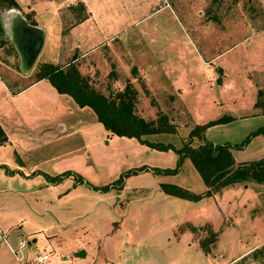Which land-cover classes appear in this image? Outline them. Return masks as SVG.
<instances>
[{"label": "rangeland", "instance_id": "rangeland-1", "mask_svg": "<svg viewBox=\"0 0 264 264\" xmlns=\"http://www.w3.org/2000/svg\"><path fill=\"white\" fill-rule=\"evenodd\" d=\"M87 2L104 10L105 21H113L95 34L92 26L94 38L116 32L119 45H150L148 56L160 48L157 54H169L164 60L169 58L174 66L183 63L187 91L180 96L179 89L165 88L161 82L147 90V83L136 79V71L124 61L116 71L118 82L113 79L114 65L108 68L99 55L94 67L80 64L79 72L105 95L130 82L138 93L134 112L166 129L173 126V130L146 134L142 142L112 134L89 107L79 110L66 95L67 105L62 101L34 113L40 124L25 132L40 139L34 138V144L14 137L0 142V264H35L33 257L39 252L47 253L44 262L48 264H101L100 249L102 255L123 260V264H264V182H237L197 200L166 194L161 183L196 193L205 185L188 157L178 162L173 148L147 143L160 141L178 147L194 123L222 115L232 118L207 125L191 144L205 140L240 143L264 125L263 108L253 105L257 97L261 99L257 91H264V0H169L173 9L163 7L151 13L152 5H161L159 0ZM79 12L70 20H76ZM51 15L50 10L44 12L39 22L51 21ZM196 24L210 28H203L199 36L194 34L197 39L190 46L185 29L192 34ZM216 28L217 43L211 35ZM142 29L147 31L141 34ZM51 34L48 30L34 65L76 60L64 40L61 49L65 52L56 56ZM216 52L220 53L210 65L200 58ZM154 58L148 60L155 64ZM20 68L14 46L10 42L0 45V76L11 88L26 81L17 78ZM34 77L31 72L28 79ZM19 111L22 117L24 112ZM57 117L63 129L40 134L41 127ZM12 120L9 128H14V122L22 124L19 117ZM52 133H59L58 138L52 139ZM230 154L234 162L264 155V135L255 133L240 147L231 146ZM170 168L176 171H163ZM15 220L22 223L20 231L5 232L2 223ZM213 231L215 239L207 242L204 252L199 240L210 239ZM18 239L24 245L18 246ZM79 249L85 255L74 257Z\"/></svg>", "mask_w": 264, "mask_h": 264}, {"label": "crops", "instance_id": "crops-1", "mask_svg": "<svg viewBox=\"0 0 264 264\" xmlns=\"http://www.w3.org/2000/svg\"><path fill=\"white\" fill-rule=\"evenodd\" d=\"M15 1L17 3L16 7H9L3 10L4 14L2 18L4 19V22L9 30V32H7L9 37L5 36V38L8 40V42L12 44L10 38L11 39L13 38V34H14L13 29L15 30L17 27L19 28L21 26L24 28L23 39L25 38V40L23 42L26 43L29 41L28 45L33 47L35 42L39 39L38 37L40 32L42 33V42L38 53L36 54L33 62L29 67L24 65L23 62L21 61V68H20L21 73L17 75V78H20V80H26L22 85L11 88L0 76V127L7 137L6 142L8 141L10 142L14 138H21L23 141H30L32 144H34L33 139L34 138L40 139L42 136L35 135V133L30 134L25 132V131L35 130L37 124H40L39 122L40 119L34 117L33 114L34 113L36 114L43 109H48L49 107L52 109L54 105L58 106L59 104L63 103L62 101L66 102V105L68 104L69 100L63 96L64 95L69 96V95L58 92L49 83V81L46 78L36 79L34 77L28 79L30 73L35 72L37 68V64L34 65V62L36 63L37 56L40 53L42 46L45 43L46 34L48 30L51 31L52 43L57 48L56 56H58L62 50L64 51V49H61L64 40V43L67 44L66 50L67 51L71 50L70 54L74 53L72 54L73 58L74 55H77V57L75 56L76 59L74 60L75 62L74 61L73 62L78 68V70L80 69L79 68L80 64H84V62H86L84 67H86V65L94 67L98 62V60L95 59L96 58L95 56L99 55L101 57V58L99 57V59H102L105 66L110 68L112 64L114 65L113 70L115 72V75L113 74L114 76L113 79H115L117 82H118L117 80L118 78L116 77L118 76L116 75V71H118V68L120 69V67L123 66L122 62L124 61L126 66L131 67L133 71H136V76H137L136 79H138L139 77V79L142 80V82L147 83L148 86L146 87L147 90H151L152 83L161 82V83H166L165 88L174 87L175 89H179L180 96H184L183 94L186 93L187 85L184 83V79H183V69H184L183 63L176 64V66H174L175 62L171 63V61H169V58L168 60L166 59L164 60V58L169 57V54H166L164 52L157 54L160 48L156 47L154 50H156L157 53L152 54L153 56L151 54L149 55L150 58L155 57L154 59H156L157 63L155 62V64H153L150 62V60H148L149 56L146 51L151 47L148 44L138 45L135 43L132 44L131 46L127 44L123 46L121 44L119 45L118 42L116 41L118 33L112 31L108 32V34H106L107 36L102 39L98 38L97 40L96 38H94L92 34L93 32H91L93 31L92 26H95L94 29L95 30L94 34H95L97 32L99 33L102 31L103 28L102 25L104 27L105 26L108 27L109 26L108 24H112L113 21L111 22L105 21L103 19V17H105L104 10L101 9L100 7H95V8L91 7L88 4L87 0H15ZM168 1L169 0H159L161 5L160 6L152 5L149 13L159 10L160 8L163 7L172 8V6L169 4ZM77 4H79V6L81 5V10H83L82 13L78 11ZM49 10L52 11L51 21L40 23L39 18L41 17V15ZM78 12H79L78 18L76 20H70L71 18L74 17V14H77ZM142 17H139L137 21H140ZM29 20H33L34 23H30ZM66 21L67 24L64 25ZM24 24L27 25L28 27L27 26L24 27L23 26ZM203 28L208 29L210 28V25L196 24L192 31V34L188 32L189 30L187 31V29H185V35L189 41L190 46H193L192 41L194 42V40L197 39V37H194L193 35L194 34L197 36L201 35L200 33H202ZM146 31H147L146 29H142L141 31L138 32L144 34ZM78 33L80 34L77 35ZM211 35H213L212 37L216 39L215 42L217 43L218 39H220L219 29L216 28L215 34L213 33V31H211ZM93 40L95 41L97 40V42H95L94 44V42H92ZM97 49H99L98 53L96 52L95 54H89ZM219 53L220 52L207 54V56H202L200 58L206 63V65H210V63H212L213 59ZM108 58L111 60L110 63L108 62ZM86 59L87 61H85ZM179 60L180 62H182L183 57H179ZM52 63H56V61ZM199 66L202 67L203 65L200 64ZM163 86L161 84V87ZM20 98L22 100L21 101L22 105H20L19 107L17 105V102ZM69 102L77 106V104H75L72 98L71 101ZM86 107L88 106H78L79 110H82ZM19 110H23L24 112V115L22 114V117L19 115V112L21 113V111ZM11 112H15V116H12ZM16 117H19L21 119L22 124H18L17 122H14V128L11 127L9 128L8 123L9 122L13 123L12 119H15ZM55 128H57L56 129L57 131H59V129H63V124L60 122L59 117L55 118V120L52 121L51 124H46L45 126L41 127L40 134H42V132L47 133L46 132L47 130L50 129L53 130ZM9 129H11V132L8 131ZM58 136L59 133L56 134L52 133L51 135L52 139H57ZM6 175L10 176L11 174L10 175L6 174ZM1 189H6V188H1ZM7 189H11V188L8 187ZM2 224L6 227L5 232H7L8 230L20 231V227L22 226V223H20L19 220L11 221L9 223H6L4 221ZM34 240L31 239V241ZM28 243H30V241H28ZM6 244L10 249L11 246L8 244L7 241ZM125 244H127V242H125ZM97 252L99 253L98 255L100 258L103 257L102 258L103 260H101L102 262L101 264H123L122 263L123 260L113 261L110 258L102 255L101 249ZM85 253L86 251L84 250L83 256L85 255ZM73 256L78 258L83 257V256H77L75 254ZM62 258L65 259L64 257ZM45 262L43 264H48Z\"/></svg>", "mask_w": 264, "mask_h": 264}, {"label": "trees", "instance_id": "trees-1", "mask_svg": "<svg viewBox=\"0 0 264 264\" xmlns=\"http://www.w3.org/2000/svg\"><path fill=\"white\" fill-rule=\"evenodd\" d=\"M15 0H0V12L9 7H16ZM34 23L33 20H29ZM8 43L4 35V29L0 18V45ZM73 59V58H72ZM35 78H46L49 83L60 93L69 95L78 106H88L94 113L107 132L117 135L133 136L141 142L145 141L142 136L160 131L173 130V126L164 128L160 123H155L151 119H144L134 112V103L136 101V89L126 82L121 89L111 88L109 94L97 90L89 82L88 76L81 74L74 64L73 60L66 63L57 64L52 62H41L35 70ZM257 96L253 105L262 107L264 113V91H257ZM162 118H165L162 115ZM232 118L229 115H222L210 119L205 123H194L188 130L186 139L178 146L173 147L170 143L160 141L147 142L155 148H173L177 153L178 162L183 157H188L195 169L198 171L205 189L201 192H192L185 187L161 183L160 188L166 194L197 200L202 196H207L222 187L242 182L254 181L264 182V155L249 160L234 162L231 154V146L240 147L246 140L255 133L264 135V125L258 126L255 130L249 132L245 139L240 143H212L205 140L196 145H192L193 137H200L207 125ZM6 139V135L0 127V142ZM143 167L138 168L141 170ZM135 171V170H134ZM164 172H175L176 168L163 170ZM55 178H60L56 176ZM105 190V189H104ZM215 239V232L211 233V238L199 240V246L204 252H207V242Z\"/></svg>", "mask_w": 264, "mask_h": 264}, {"label": "water", "instance_id": "water-1", "mask_svg": "<svg viewBox=\"0 0 264 264\" xmlns=\"http://www.w3.org/2000/svg\"><path fill=\"white\" fill-rule=\"evenodd\" d=\"M4 10V9H3ZM0 12V18H1V23L4 29V35L6 37H9V35L7 34V32H9L7 25L4 22V19L2 18L4 11ZM24 27L27 25H23ZM28 27V26H27ZM33 30V29H31ZM14 34H13V38H10V41L12 42V45H14L15 50L18 52L19 54V58H20V62L22 61L24 65L26 66H30L31 63L33 62L36 54L39 51V48L41 46V42H42V33L40 32L39 34V39L35 42V44L32 46L28 45V42H23L25 40L24 37V28L23 27H17L15 30L13 29ZM9 39V38H8ZM27 40V39H26ZM32 240H34V238H32ZM75 255L77 256H82L84 254V251L82 249L77 250L75 253Z\"/></svg>", "mask_w": 264, "mask_h": 264}, {"label": "built area", "instance_id": "built-area-1", "mask_svg": "<svg viewBox=\"0 0 264 264\" xmlns=\"http://www.w3.org/2000/svg\"><path fill=\"white\" fill-rule=\"evenodd\" d=\"M17 244H18V246L24 245V240L18 239ZM10 249L12 250L11 247H10ZM47 257H48V255H47L46 252H39V253H36L34 255L33 261H34L35 264H42L47 259Z\"/></svg>", "mask_w": 264, "mask_h": 264}]
</instances>
